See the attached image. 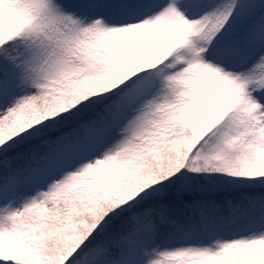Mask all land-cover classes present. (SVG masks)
Listing matches in <instances>:
<instances>
[{
	"label": "snow or ice",
	"instance_id": "6c2138e0",
	"mask_svg": "<svg viewBox=\"0 0 264 264\" xmlns=\"http://www.w3.org/2000/svg\"><path fill=\"white\" fill-rule=\"evenodd\" d=\"M0 264H264V0H0Z\"/></svg>",
	"mask_w": 264,
	"mask_h": 264
}]
</instances>
